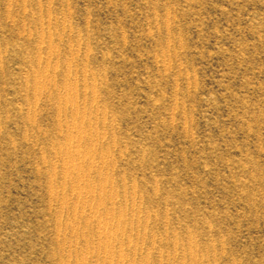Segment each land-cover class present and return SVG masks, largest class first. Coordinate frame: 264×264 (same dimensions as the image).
<instances>
[{"label":"rangeland","instance_id":"1","mask_svg":"<svg viewBox=\"0 0 264 264\" xmlns=\"http://www.w3.org/2000/svg\"><path fill=\"white\" fill-rule=\"evenodd\" d=\"M101 184L144 221L117 264H264V0H0V264H102Z\"/></svg>","mask_w":264,"mask_h":264},{"label":"bare ground","instance_id":"2","mask_svg":"<svg viewBox=\"0 0 264 264\" xmlns=\"http://www.w3.org/2000/svg\"><path fill=\"white\" fill-rule=\"evenodd\" d=\"M60 102L64 101L67 96H58ZM71 114L73 117H79L80 112L79 110L75 107H72L70 109ZM58 125L61 128H64L66 131H82L81 126L79 124H75L74 122H64V123H58ZM71 136H65V145L70 144L72 142ZM70 156V161H62L64 164V167L69 164V162L75 161V159L71 160ZM89 185V184H88ZM63 188H66L67 186H71L73 189V195L76 197L79 202H81L80 208H74L73 211L69 212H63L64 210L61 208L60 212L52 214L54 217L55 224L58 226H62L61 224L63 223V217H76L77 215L81 214L83 215L84 210L86 209L84 206V202L89 200L87 194H84L81 192L79 185L77 183L75 184H67V183H62L60 185ZM76 187V188H74ZM104 194H105V189L103 188V185L101 184L94 192L93 196L91 199V203L93 202V205L90 206V214L89 216L84 217V223L85 226L88 227V225L93 224L94 228L92 227V230L94 233H96V239L89 238L87 236H82L80 239H77L76 245L79 246L77 249L69 246L68 251L69 252H74L77 254L76 257L79 256V258H87L90 255H94L97 261H100L102 264H117L114 262L115 259V252L117 256V246L113 249L111 248V243L117 242V238L120 236L125 237L124 243L120 245V249L118 250V257L121 258L124 255H128L132 252H135V249H137V245L135 243V240L138 239V235L140 231L143 229V223L140 218L136 219H128L126 217H123V214H120L118 216L117 220V212H116V207L117 204L115 203V200L117 198V194L113 193L109 199L110 202V209H105V210H99V208L103 205L104 203ZM53 195V192H51V197ZM61 203L66 204L67 198L63 197L61 198ZM129 209L131 212H138L139 209L133 204L129 205ZM144 219V218H143ZM110 225V227H109ZM129 225L132 228V232L135 231L138 234L135 236L133 234H125V232L121 231L119 227ZM77 231L76 227H69L64 229L62 232H58L57 236L58 238L64 237L67 234H74ZM79 244V245H78ZM153 244L160 245V243L153 242ZM65 249V247H63ZM77 250V251H76ZM142 250V248L140 249ZM114 252V253H113ZM194 247H188L186 250H181V254H183L184 258H192L194 257ZM110 254V255H109ZM113 256V257H110ZM117 258V257H116ZM146 259V258H145ZM58 264H84V263H78V260L74 261L72 263V258H59L56 260ZM148 258L146 259V264H148Z\"/></svg>","mask_w":264,"mask_h":264}]
</instances>
